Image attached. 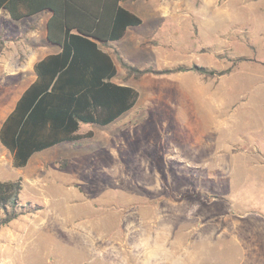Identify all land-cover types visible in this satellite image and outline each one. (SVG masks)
Segmentation results:
<instances>
[{
	"label": "rangeland",
	"instance_id": "1",
	"mask_svg": "<svg viewBox=\"0 0 264 264\" xmlns=\"http://www.w3.org/2000/svg\"><path fill=\"white\" fill-rule=\"evenodd\" d=\"M124 4L142 21L114 43L132 66L221 70L229 66L222 56L257 63L242 62L218 81L190 71L124 82L139 92L138 102L107 127L82 126L97 136L77 150L75 184L41 185L46 194L23 184L21 203L43 209L0 229V264H237L249 227L264 222V102L242 109L238 101L241 94L251 99L255 86L264 98V0L198 1L195 8L205 9L189 16L181 10L179 20L159 17L150 3ZM29 24L0 18V45L2 35ZM245 112L261 122L249 123ZM209 114L234 123L210 126ZM68 149L63 144L33 160L64 158ZM3 164L0 154V180H15L14 169L2 175ZM68 187L79 197L57 193ZM237 231L242 245L231 238Z\"/></svg>",
	"mask_w": 264,
	"mask_h": 264
},
{
	"label": "trees",
	"instance_id": "2",
	"mask_svg": "<svg viewBox=\"0 0 264 264\" xmlns=\"http://www.w3.org/2000/svg\"><path fill=\"white\" fill-rule=\"evenodd\" d=\"M123 0H0V9L18 21L44 10L52 12L47 39L61 51L39 61L35 81L24 91L14 110L0 128V144L12 157L16 169L42 151L68 143L84 146L91 131L80 134L82 125L107 127L132 110L139 92L114 82V60L126 71L123 82L146 75L165 76L192 71L206 80L218 81L230 75L242 62H256L244 56L227 58V68L178 65L174 68L139 69L107 45L121 40L128 29L141 25V19L122 7ZM3 46L0 45V50ZM252 49V48H251ZM22 180L0 181V229L18 218L43 209L22 204Z\"/></svg>",
	"mask_w": 264,
	"mask_h": 264
},
{
	"label": "crops",
	"instance_id": "3",
	"mask_svg": "<svg viewBox=\"0 0 264 264\" xmlns=\"http://www.w3.org/2000/svg\"><path fill=\"white\" fill-rule=\"evenodd\" d=\"M144 2V3H150L151 6L155 8V11L158 13L159 17H168L172 16L173 19L179 20L182 13H180L181 10L186 11L187 16L189 15H197L201 11L205 9V6L201 4L198 9H196V4L199 2H205L206 0H123V2L120 3V5L124 8L125 2ZM170 4H171V11H170ZM184 6V7H183ZM129 11L137 15L134 11L128 8ZM52 16V12L49 10H44L39 13H36L34 15L28 16L26 18H23L21 20H18L17 22H21L23 20H28L29 25H26L25 29H22L20 32L16 33H5V35H2L4 42L1 44L3 47L0 50V128L8 115L14 110L15 105L21 95L24 93V91L35 81L36 76L34 73V67L35 65L43 60L44 58L56 55L58 54L61 49L59 46L54 45L50 43L47 39V24ZM138 16V15H137ZM139 17V16H138ZM0 18L3 19L4 23L11 21L12 19L9 17L8 13L0 9ZM140 18V17H139ZM141 19V18H140ZM15 21V20H12ZM209 22L210 20H206ZM205 20L202 21L203 24H206ZM178 25L181 27L180 21L178 22ZM132 32V28L128 29L125 36L119 40L124 41L125 39H128L130 33ZM117 41V42H119ZM116 43V42H114ZM111 43L104 48V51L109 53L113 58L115 56V52H118L119 55L123 58V51L122 46H114L115 44ZM145 43V42H144ZM144 43L138 44V46H142ZM147 46V45H143ZM116 69H117V76L114 79V82L118 85H129L123 82V79L126 76V71L122 69L119 64L114 60ZM118 68H120V72L118 71ZM184 74H191L190 71L184 72V73H178L179 75ZM253 77V76H251ZM259 78V76L257 77ZM12 80V85L10 84V81ZM258 81V79H257ZM201 86L206 88V86L211 87V83L207 81H203V83H199ZM203 84V85H202ZM133 87L132 85H129ZM13 88H16L17 90L13 93L11 90ZM135 88V87H133ZM257 88V86H255ZM251 93L257 94L256 90L254 92V89ZM244 92V91H243ZM242 92V93H243ZM211 92H209V96H204L207 100V104L210 103L211 105ZM252 95V98L247 100L245 99L244 95L241 94L238 98L239 105L242 109H246L247 106H260L262 102H264V98H259L256 95ZM179 97V96H178ZM209 105V107H210ZM211 109V108H210ZM205 107V112L206 110ZM249 112H245L243 117H246L248 119L249 123L254 122H261V115L253 114L251 113L248 115ZM124 116V115H123ZM121 116L120 118H122ZM238 117V116H237ZM119 118V119H120ZM234 119L232 118H225V119H212V115L209 114L208 122L209 125L213 124L212 122H216L214 124L219 129H230L232 127V124ZM240 121L239 119L237 120ZM185 125L186 122L182 121ZM206 122V121H205ZM205 123V125H207ZM213 125V126H214ZM83 126V125H82ZM80 127L79 133L85 134L89 131L93 133V137L89 140V142L94 141V137L97 136V134L94 132L93 128L89 129H83V127ZM104 128V127H103ZM123 132H127L126 129H123ZM68 144V143H64ZM1 145V144H0ZM63 145V144H60ZM52 147L48 150L56 149L58 146ZM68 151L71 149L72 151L66 156V157H57L54 159V157L50 156H44L43 158H36L33 160L35 154L33 155L30 160L28 161L27 165L24 168L16 169L12 165V157L10 153L3 147L0 146V154L4 156V166L2 175L5 176V173H10L16 170L17 178L21 179L22 184L26 185H32L34 187H37L40 191L44 192L43 189H41L42 186L47 185H54L59 184L60 186L64 185H73L75 184L72 180L76 179L79 171L77 169H74L72 166L73 161L79 160L78 151L79 149H84V146H77L74 144H68ZM43 152V151H42ZM41 153V152H40ZM77 155L78 157H73ZM52 160V162H51ZM114 162L116 161L115 157L113 158ZM33 161V165H30V163ZM116 163V162H115ZM117 164V163H116ZM117 167L121 168L120 165H116ZM55 168L57 173L52 174L50 172V168ZM147 167V166H146ZM216 168L218 166H215ZM31 168V170H30ZM8 169V170H7ZM36 175V177L34 176ZM8 181V180H0ZM69 191V192H68ZM46 194V192H44ZM58 194L65 193L66 198L69 195L79 197V193L76 194L73 190H69L68 188H59ZM78 195V196H77ZM246 216V215H245ZM257 223H253L252 226H250V231H248L245 234V237H249V239L243 240L244 243V250L243 254L240 255V262H237V264H264V222L260 221L257 218ZM237 230H239V226H236ZM240 231V230H239ZM234 243L240 244L242 237H240L238 231L231 236ZM262 241V244L259 245V242ZM222 251V248H221ZM221 252L218 253V255ZM222 256V254H220Z\"/></svg>",
	"mask_w": 264,
	"mask_h": 264
}]
</instances>
